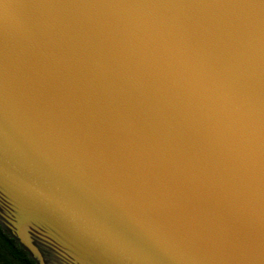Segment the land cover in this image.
I'll return each instance as SVG.
<instances>
[{"label": "water", "instance_id": "1", "mask_svg": "<svg viewBox=\"0 0 264 264\" xmlns=\"http://www.w3.org/2000/svg\"><path fill=\"white\" fill-rule=\"evenodd\" d=\"M0 227L37 264H264V0H0Z\"/></svg>", "mask_w": 264, "mask_h": 264}, {"label": "trees", "instance_id": "2", "mask_svg": "<svg viewBox=\"0 0 264 264\" xmlns=\"http://www.w3.org/2000/svg\"><path fill=\"white\" fill-rule=\"evenodd\" d=\"M0 264H37L20 245L0 227Z\"/></svg>", "mask_w": 264, "mask_h": 264}]
</instances>
